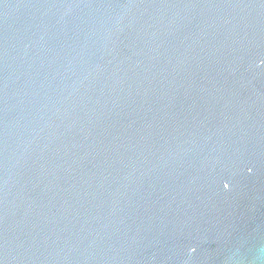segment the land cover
Returning a JSON list of instances; mask_svg holds the SVG:
<instances>
[{
  "label": "water",
  "instance_id": "1",
  "mask_svg": "<svg viewBox=\"0 0 264 264\" xmlns=\"http://www.w3.org/2000/svg\"><path fill=\"white\" fill-rule=\"evenodd\" d=\"M0 264H264V0H0Z\"/></svg>",
  "mask_w": 264,
  "mask_h": 264
},
{
  "label": "clouds",
  "instance_id": "2",
  "mask_svg": "<svg viewBox=\"0 0 264 264\" xmlns=\"http://www.w3.org/2000/svg\"><path fill=\"white\" fill-rule=\"evenodd\" d=\"M225 187H227V186H225Z\"/></svg>",
  "mask_w": 264,
  "mask_h": 264
}]
</instances>
